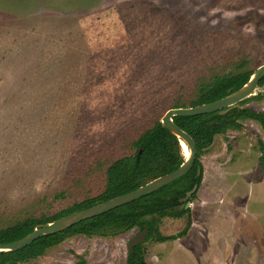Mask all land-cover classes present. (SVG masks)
I'll list each match as a JSON object with an SVG mask.
<instances>
[{
    "label": "rangeland",
    "instance_id": "374dc122",
    "mask_svg": "<svg viewBox=\"0 0 264 264\" xmlns=\"http://www.w3.org/2000/svg\"><path fill=\"white\" fill-rule=\"evenodd\" d=\"M262 64L264 0H0V229L98 196L111 163L169 109L190 106L216 75ZM239 104L264 112V85ZM263 143L256 120L216 135L200 157L188 233L141 243L146 264H200L205 217L239 234L223 264H264V183L244 182L264 177ZM202 202L227 212L215 218ZM188 218L156 227L175 235ZM140 231L68 235L19 264H127Z\"/></svg>",
    "mask_w": 264,
    "mask_h": 264
},
{
    "label": "trees",
    "instance_id": "16d2710c",
    "mask_svg": "<svg viewBox=\"0 0 264 264\" xmlns=\"http://www.w3.org/2000/svg\"><path fill=\"white\" fill-rule=\"evenodd\" d=\"M253 72L254 70L247 69L216 75L200 85L197 96L191 101L190 106L211 102L238 90L249 81ZM259 85H264V76ZM247 99L242 102H246ZM241 105L199 115L174 116V121L190 133L197 147L195 162L186 174L136 200L83 220L66 230L39 237L20 250L2 251L0 252V264H19L36 258L47 248L60 243L66 236L72 234L88 236L120 234L134 228L143 230L145 226H148L149 234L146 241L155 236L156 232L158 241L177 239L186 235L192 223L191 208H186L181 198L194 184L201 186L204 173L200 161L202 153L214 142L216 135L225 134L228 130L239 129L243 120H256L264 129V112ZM135 145L137 147L135 153L118 158L107 168V181L101 194L76 202L55 215L29 217L2 227L0 243L15 241L26 236L39 225L134 190L153 178L175 170L185 161L180 139L165 128L161 121H157L145 131ZM262 148L264 152V143ZM196 194L197 192L190 200ZM185 215L189 218L181 232L169 236L159 234L156 226L161 218L168 216L181 218ZM143 260L141 244L135 246L132 252H128L127 264H141Z\"/></svg>",
    "mask_w": 264,
    "mask_h": 264
},
{
    "label": "water",
    "instance_id": "95a60500",
    "mask_svg": "<svg viewBox=\"0 0 264 264\" xmlns=\"http://www.w3.org/2000/svg\"><path fill=\"white\" fill-rule=\"evenodd\" d=\"M263 76H264V64L259 66L256 70H254L251 78L247 83H245L238 90L222 98L196 106L175 107L169 109L166 112V114L163 116L161 120L162 125L165 128L169 129L172 133L177 135V137L180 139L181 146H182V141L186 142L189 150V155L187 156L185 155V161L178 168H176L175 170L169 173L153 178L148 182H146L145 184L127 193L100 202L88 208L74 211L52 222L39 225L32 232H30L29 234H27L26 236L20 239L7 243H0V252L20 250L33 243L39 237L66 230L83 220L92 218L101 213L112 210L118 206L136 200L148 193L154 192L160 189L161 187L171 183L172 181L178 179L184 174H186L191 169V167L195 162L197 147L194 138L190 135V133H188L186 130H184L174 121V116L199 115V114L211 113L214 111L222 110L237 105L241 101L255 94L256 90L259 87L260 80ZM198 188L199 185L197 183L194 184L193 187L186 192V195L183 198H181V201L185 202L186 208L190 207L191 205L190 198L195 192L198 191ZM148 234H149V227L145 226L143 230H141L137 235H135L129 241V251L132 252L135 246L145 242ZM142 264H146V262L143 261Z\"/></svg>",
    "mask_w": 264,
    "mask_h": 264
},
{
    "label": "crops",
    "instance_id": "0c3cea01",
    "mask_svg": "<svg viewBox=\"0 0 264 264\" xmlns=\"http://www.w3.org/2000/svg\"><path fill=\"white\" fill-rule=\"evenodd\" d=\"M205 171L206 170H204V172ZM203 176H204V173H203ZM244 182L246 183L247 186H252L253 188H255V184L264 183V177L262 179H260V181H258V182H253V183H250V182L248 183L246 181H244ZM199 189H200V187H199ZM213 190H214V187L212 188V191ZM242 195H245L244 196L245 197L244 200H247V202L244 203V204L245 205H248V201L250 200V193L249 194H242ZM259 198L260 197H258L257 199H259ZM245 205L243 206V204H242L241 207H238L237 213H243V209L245 208V210L248 211V216H250L251 215V213H250L251 212L250 206H245ZM248 207H249V209H248ZM203 208H207L206 210H210V211H213L214 210L213 207L209 206L207 203H204V205H203V202H202L201 208L198 211H202ZM226 208L223 207L222 209H219L217 211L214 210V214L216 216L215 218H218L219 217V219H220L221 216H218L219 214L217 215L218 211H220V212L226 211L227 212V209ZM198 217L202 221L204 220V217L203 216L201 217V215H199V212H198ZM211 217H213V216H211ZM206 218L207 217H205V221H203V222L207 225L206 227H209V237H207V239L205 240L204 243H203V240H201V238L198 239V241H201L202 242V245L200 246V251L201 252L199 253L200 264H223V263H225L226 260L229 259L230 251H232V249H234L236 247V245L233 246L234 244H237L235 242H237L238 240H240L239 234L237 236L236 234H234V233H232L230 231L228 232V230H226L225 227H224L225 224H223L225 222L222 219H220V220L217 219V220H219L221 222V223H219V225H223V226L220 227L221 230H223V231L225 230L224 232H228L227 236L229 238H227L226 240H227L228 243H230V244L226 243V245L225 244L224 245L221 244L220 246H217L218 245V241H217V236L216 235L217 234H220L221 236H224V232L220 230V228L218 227L217 224L215 225L214 223H212V225H215L216 226L215 227L216 229H219V232L220 233H217V231L214 230L215 228L214 227L212 228L211 225H209V219L210 218L209 219L207 218V220H206ZM260 223L263 225L262 222H260ZM207 231H208V228H207ZM212 233H215V235L212 236ZM229 233H230V235H229ZM205 243H212L213 244V247H212V244H209V251H206L205 248L203 247V245ZM224 246H225V248H223Z\"/></svg>",
    "mask_w": 264,
    "mask_h": 264
},
{
    "label": "bare ground",
    "instance_id": "6f19581e",
    "mask_svg": "<svg viewBox=\"0 0 264 264\" xmlns=\"http://www.w3.org/2000/svg\"><path fill=\"white\" fill-rule=\"evenodd\" d=\"M182 149H183V153L187 156L189 155V150H188V146L186 144V142L182 141Z\"/></svg>",
    "mask_w": 264,
    "mask_h": 264
},
{
    "label": "flooded vegetation",
    "instance_id": "af4514ba",
    "mask_svg": "<svg viewBox=\"0 0 264 264\" xmlns=\"http://www.w3.org/2000/svg\"><path fill=\"white\" fill-rule=\"evenodd\" d=\"M198 189H199V188H198ZM143 261H144V260H143ZM143 261H142V262H143ZM141 264H142V263H141Z\"/></svg>",
    "mask_w": 264,
    "mask_h": 264
}]
</instances>
